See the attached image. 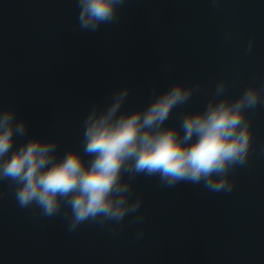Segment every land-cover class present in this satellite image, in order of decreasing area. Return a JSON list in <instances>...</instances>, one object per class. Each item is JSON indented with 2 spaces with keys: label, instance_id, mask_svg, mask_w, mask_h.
<instances>
[{
  "label": "clouds",
  "instance_id": "1",
  "mask_svg": "<svg viewBox=\"0 0 264 264\" xmlns=\"http://www.w3.org/2000/svg\"><path fill=\"white\" fill-rule=\"evenodd\" d=\"M126 2L75 0L78 29L95 33L101 25L118 23ZM218 3L211 0L213 7ZM224 38H233L230 30ZM254 44L252 37L246 55ZM233 83L218 79L203 110L182 112L179 127L166 125L174 109L203 91L199 81H178L160 92L152 81L153 99L131 111L124 108L131 87L116 88L90 105L80 148H68L62 155L57 139L33 135L17 145L18 137H28L29 123L17 118L14 107L0 104V184L7 183L21 210L44 220L59 218L69 234L86 224L110 234L141 225L143 197L133 187L140 176L157 178L162 188L186 183L229 194L235 186L231 174L248 164L253 150L251 114L264 107V84L253 81L232 98L228 92ZM143 235L141 227L136 239Z\"/></svg>",
  "mask_w": 264,
  "mask_h": 264
}]
</instances>
